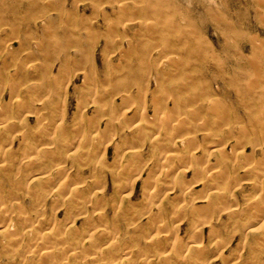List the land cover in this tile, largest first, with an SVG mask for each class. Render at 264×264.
I'll use <instances>...</instances> for the list:
<instances>
[{
    "label": "rangeland",
    "instance_id": "rangeland-1",
    "mask_svg": "<svg viewBox=\"0 0 264 264\" xmlns=\"http://www.w3.org/2000/svg\"><path fill=\"white\" fill-rule=\"evenodd\" d=\"M263 14L264 0H0V106H2L0 115L2 112L5 113V110L6 114H9L0 116V143H3L0 144V156L7 157L6 167L13 171L14 176L18 174L17 178L14 177L15 181L11 183L4 172L0 174V188L4 190L0 203L9 206L13 202H18L19 206H22L17 208V212L12 217L0 218V264H21L23 261L25 264H34L35 261L47 262L44 261V257L41 258L38 255L39 249L25 250L27 246L29 247L30 241L32 239L40 241V238L52 230L54 225L62 224L63 227L71 225L75 231L84 232L88 227L85 224L84 215L90 213L96 217L99 210L103 213L104 219L94 222V227L112 226L115 230L113 242L121 246H124L123 244H137L138 246L139 244V248H135L131 256L127 254L128 264H144V261H140L143 258L142 255L140 257V248H146L150 237H163L166 229V226L159 227L156 224L159 218L156 214V205L149 214L140 215L143 209L146 210L143 208L144 205L150 203L149 191L152 190V186L149 189L145 186V179L151 181V185L156 186L154 190L156 195L153 197L155 200L151 201H155L156 204L160 203L162 208L169 211L164 223L168 227L177 224L175 239L187 242L189 238L194 241L193 247L187 244L184 246V248L189 247L186 253L191 250L188 253L191 254L192 251L199 249L205 254L204 257L200 255L204 264H226L227 262L228 264H264V247L257 243L256 238L264 233V192H258L252 187L254 179L260 176L264 179V164L261 163L264 162ZM170 57L173 59L170 60ZM163 59L170 60V62ZM171 62L176 65L177 70L175 73L168 74V71L175 67ZM141 67L144 68L141 69ZM162 68L166 74L163 70L161 71ZM126 70L128 72H125ZM88 75H92L91 79ZM192 75L196 84L200 85L198 88L195 87L200 100L197 99L195 104L203 114L200 115L201 119L199 116L194 122L192 120L190 127L197 131L196 133L191 132L195 136V143L190 148L188 147L191 161L185 163L186 165L183 163L184 166L169 161L156 163V161L160 162L158 158L164 157L162 154H165L167 150L163 147L162 149L161 146L157 147L150 141L155 135H159L157 134L159 129L153 130L152 135L154 136L151 135V139L142 144L141 141H137L136 137L131 136V125L139 120L142 113L146 112L145 116L151 117L156 106L160 109L159 112H166L173 116L176 115L178 109L186 107V100L181 98L188 97L191 91L183 90L181 86L183 81L186 82ZM126 77L127 79L124 80ZM159 77L164 82L161 86L156 81ZM169 79L170 82L167 81ZM34 83H37V87ZM91 87L97 89L94 99L93 96L85 95ZM139 88L142 90L140 91ZM174 88L177 89L176 92ZM160 92L161 97L158 96ZM100 93L104 97L99 95ZM166 93L169 98L166 95L167 101L165 102ZM122 96L127 97L128 100L125 98L127 102L123 101L125 99ZM16 98L28 105L40 100L46 108L40 109L37 113L31 112L27 105V108L20 105L9 108L10 104H13L11 101ZM92 99L100 105L103 102L102 109L95 108ZM212 100L218 105L216 107L228 109L229 119H232V122L228 119L225 121L226 116L224 117L223 114H213L214 110L210 109L209 112L207 106L209 107V101ZM142 102L146 103V107ZM217 102H221V105ZM154 104L155 106H152ZM176 105L179 107L177 108ZM124 106H127V109H124ZM110 107H113L114 114L118 116L114 123L116 128L107 124L109 114L113 112L110 111ZM132 115L134 118L136 115L138 117L134 120ZM1 117L6 120V123L2 122ZM126 118L130 120V123L126 122ZM228 121L232 123V126L238 125L233 132L229 131L228 127L231 125ZM91 122H98L97 126L100 129L97 137L93 133L97 143L94 142L97 145L93 144L89 147L90 154L95 158H92L93 164L83 166L82 163L80 164L83 161L81 158L85 157L84 154L86 155L88 149L85 147L86 144L85 146L82 144L86 142L82 137H88L92 133L88 124ZM125 123L127 126L122 128V124ZM192 125H194L193 128ZM240 125L241 127L246 125V127L242 128L243 131L241 130L238 134L237 129ZM45 128L51 136L45 133L41 136V129L45 130ZM207 129L211 130L213 137L204 136ZM61 131L64 132L65 138L61 137ZM253 132L258 134L256 138L254 137L257 134ZM242 133H244L243 136L240 135ZM74 137L75 139L79 137L82 141L80 142L78 138L77 142L74 140V144L70 145ZM121 139L125 146L119 150V155L118 152L116 155L115 147L123 143ZM133 139L136 140L133 141ZM236 140L238 141L235 142ZM31 145L45 149L43 153L45 152V161H47L38 163L36 167L42 169H40L39 177L50 174L61 165L66 171L64 176H67L63 178L71 184L86 180L87 183L81 185L90 189L87 193L92 195V199L76 204L75 207L68 203L64 204L63 200L58 202L54 197L56 195L51 193L60 180L56 175L53 178L58 182L55 185L48 183L46 188L44 187L48 190L47 197L44 200L39 199L33 193L38 184L29 181L31 179L27 177L29 170L22 167L21 173H18L19 166L24 163L23 156L28 154ZM129 146H137L143 154L144 161H140V164L146 162V165L144 163L139 165L142 167H140L142 169L140 173H121L124 172L120 166L121 163L126 164L125 155L123 158L121 156ZM154 146L155 148L152 149ZM192 146L197 148L194 150ZM83 150H86V153L85 151L83 153ZM50 151H52L51 154ZM80 154L83 156H79L78 159ZM117 161L118 164H114ZM96 162L97 166L94 165ZM208 164L214 168V171H221L222 175L219 182L209 180L205 186V172L196 171V169L204 165L209 166ZM114 165L118 166L114 168ZM118 167L119 170H117ZM245 168H251L252 174L245 172ZM127 170L131 171V168L128 167ZM77 177L80 180L77 181ZM95 178L98 180L95 181ZM175 178L183 181V184L190 189L192 188L185 198L180 197L177 188L174 189ZM12 183L15 185H11ZM29 187L30 191H27ZM121 187L127 188L123 191ZM169 188L171 190H168ZM145 191L146 194H144ZM262 193L263 196L260 195ZM98 197H101L100 200ZM221 197H224L222 200L232 202L234 206L225 204L226 201L220 200ZM96 200H99V204ZM211 201L218 202L217 207H210V209L214 207V211L207 210L210 213L207 216L213 214L211 219H209L210 216L199 217L201 213L199 216L184 215L180 220L178 217H171L172 207L182 204L197 207L210 204ZM219 204H222L220 206L224 208L236 207L241 214L229 217L227 216L229 208L223 211V208L218 207ZM255 204L263 206V210L256 211L258 205L255 206ZM39 209L44 214L40 218ZM95 210L97 211L93 212ZM132 210L135 211L133 214H131ZM218 210H222L220 214ZM21 213H27L31 217L29 224L34 223L25 233L20 232L24 223L16 216ZM49 219H51L50 222ZM175 219L178 221L176 222ZM212 226L217 227V236L216 233H214L215 236L210 234ZM8 235L15 236V239L7 246H3L1 242ZM220 241L221 246L218 245ZM68 242L72 241L68 240ZM52 243L61 244L57 239L52 240ZM76 251L82 252V248ZM30 254L33 255L30 256ZM124 257L119 258L117 263L122 264ZM72 264L80 263L73 261ZM154 264H160V262H154ZM169 264L180 263L173 259V262L169 261Z\"/></svg>",
    "mask_w": 264,
    "mask_h": 264
},
{
    "label": "bare ground",
    "instance_id": "bare-ground-1",
    "mask_svg": "<svg viewBox=\"0 0 264 264\" xmlns=\"http://www.w3.org/2000/svg\"><path fill=\"white\" fill-rule=\"evenodd\" d=\"M264 15V14H263ZM144 28V27H143ZM4 34V33H3ZM2 34V35H3ZM8 35V34H7ZM1 36V35H0ZM10 37H11V34H10ZM9 37V38H10ZM3 38H5V37H3ZM9 38H8V41H9ZM1 39H2V37H1ZM6 40V39H5ZM13 40V39H12ZM5 42V41H4ZM12 42V41H11ZM11 44V43H10ZM21 45V44H20ZM1 46V45H0ZM12 46V45H11ZM3 47V46H2ZM163 54V53H162ZM31 56V55H30ZM58 57V56H57ZM159 57V56H158ZM166 57V56H165ZM68 58V57H67ZM167 58V57H166ZM176 58V57H175ZM171 59H173V58H171L170 57V60ZM163 60H165V61H167V59H163ZM169 60V59H168ZM170 60L169 61H167V62H170ZM161 61V60H160ZM176 61V60H175ZM135 62V61H134ZM159 62V61H158ZM173 62V61H172ZM171 62V63H172ZM176 63V62H175ZM181 63V62H180ZM76 64V63H75ZM165 64H167V63H165ZM172 64H174V63H172ZM177 64V63H176ZM127 65V64H126ZM161 65V64H160ZM175 65V64H174ZM125 66V65H124ZM131 66V65H130ZM142 66V65H141ZM155 66V65H154ZM162 66H164V64L162 65ZM8 67V66H7ZM76 67V66H75ZM121 67H122V65H121ZM132 67V66H131ZM133 67H135V66H133ZM258 67H260V66H258ZM34 68V67H33ZM32 68V69H33ZM144 68V67H143ZM142 67H141V69H143ZM161 68V67H160ZM175 68V69H174ZM114 69V68H113ZM118 69V68H117ZM146 69V68H145ZM150 69V68H149ZM258 69H260V68H258ZM257 69V70H258ZM78 70V69H77ZM120 70V69H119ZM124 70V69H123ZM163 70V68L161 69V71ZM176 70H177V68H176V65H175V67H173V69H170L168 72V74H172V73H175L176 72ZM114 71V70H113ZM141 71V70H140ZM179 71V70H178ZM33 72V71H32ZM125 72H128L127 70L125 71ZM132 72V71H131ZM148 72H149V70H148ZM147 72V73H148ZM163 72H165V74H166V71H164L163 70ZM261 72V71H260ZM83 73H84V71H83ZM115 72H113V74H114ZM121 73H123V72H121ZM138 73H139V71H138ZM119 74H120V72H119ZM144 74V73H143ZM178 74V73H177ZM83 75V74H82ZM125 75V74H124ZM130 75H132V74H130ZM158 75H160V74H158ZM91 76L92 75H88V78H90L91 79ZM95 76V75H94ZM94 76H93V78H94ZM115 76V75H114ZM117 76H119L118 75V73H117ZM121 76V75H120ZM133 76V75H132ZM147 76V75H146ZM145 76V77H146ZM167 77H168V75H166ZM170 76H172V75H170ZM169 76V77H170ZM14 77V76H13ZM123 77V76H122ZM131 77V76H130ZM143 77H144V75H143ZM175 77H176V75H175ZM178 77V76H177ZM15 78V77H14ZM14 78H12L13 80H14ZM115 78V77H114ZM117 78V77H116ZM131 78H133V77H131ZM130 78V79H131ZM166 78V77H165ZM86 79V78H85ZM125 79H127V77L126 78H124V80ZM140 79H142V77L140 78ZM157 79V78H156ZM171 79V78H170ZM170 79L169 80H167V81H169L170 82ZM189 79V80H188ZM188 79H187V81L186 82H184L183 81V83H182V86L181 87H183V90H186V89H189V91H191V93H190V95H188V97H182L181 99H184V100H186L184 103H185V105H186V107H182V108H185V109H178L177 111H176V115L175 116H173L172 114H167L166 112H163L162 113V111L161 112H159V108L156 106L153 110H154V113H153V115L151 116V117H147V116H145V114H147L146 112H145V114L144 113H142V110H141V115H140V117H139V120L136 122V123H133V122H135V121H133L131 124L133 125H131V129H130V134H131V136H133V137H136L137 138V141H141V143L142 142H145L146 140L148 141V139H151V135L153 134V130H155V129H159V132L157 133V134H159V135H155V137L154 138H152L150 141L152 142V143H154L157 147H160L161 146V148L163 147V148H166L167 150H166V152H165V150H162V149H160V150H162V151H164L165 152V154H162V155H164V157H160V159L158 158V161H160V162H157L156 161V163H161V161H163V162H177V163H180V164H182L183 166H184V164L185 163H187L188 161H191V160H189L190 159V155L189 154H191V153H189V148L191 147V145H193L194 143H195V141H194V139H195V136L193 135L194 133H191V132H197V131H195V130H193V129H190V127H191V124H192V120H193V122L196 120V119H198V117L201 115L202 116V114H203V112H202V114H201V109L200 108H197V104H195L196 103V101H197V99H198V94L195 92V87H197L198 88V85L199 84H196V80H194L195 78L193 77V75L192 76H189L188 77ZM117 80H118V78H117ZM120 80V79H119ZM161 80V81H160ZM165 80V79H164ZM176 80V79H175ZM97 81V80H96ZM128 81V80H127ZM157 81V84H160V86H161V84L163 85L164 84V82L162 81V79H161V77H159V79H157L156 80ZM156 81H155V83H156ZM198 81V80H197ZM4 82V81H3ZM14 82V81H13ZM88 83V82H87ZM106 83V82H105ZM35 84V83H34ZM37 84V83H36ZM36 84H35V87H37L36 86ZM89 84V83H88ZM130 84V83H129ZM139 84V83H138ZM174 84V83H173ZM181 84V83H180ZM128 85V84H127ZM144 85V84H143ZM147 85V84H146ZM175 85V84H174ZM179 85V84H178ZM32 86V85H31ZM102 86V85H101ZM126 86V85H125ZM157 86V85H156ZM165 86V85H164ZM200 86V85H199ZM254 86V85H253ZM256 86V85H255ZM19 87V86H18ZM34 87V86H33ZM179 87V86H178ZM99 88H100V86H99ZM106 88V87H105ZM138 88V87H137ZM162 88V87H161ZM185 88V89H184ZM15 89H16V87H15ZM18 89V88H17ZM47 89H49V88H47ZM46 89V90H47ZM125 89V88H124ZM140 89V88H139ZM164 89V88H163ZM166 89V88H165ZM96 90L97 89H95V88H89V90L85 93V95L87 96V97H92L93 99H94V96L96 95ZM104 90V89H103ZM129 90V89H128ZM142 89H140V91H141ZM156 90V89H155ZM162 90V89H161ZM173 90V89H172ZM260 90V89H259ZM81 91V90H80ZM138 91V90H137ZM158 91V90H157ZM174 91L176 92L177 91V89L175 90V88H174ZM187 91V90H186ZM47 92V91H46ZM45 92V93H46ZM104 92V91H103ZM130 92V91H129ZM143 92H144V90H143ZM155 92V91H154ZM166 91H164V93H165ZM173 92V91H172ZM175 92H173L174 94H175ZM65 93V92H64ZM82 94L84 93L83 91L81 92ZM80 93V94H81ZM127 93V92H126ZM146 93V92H145ZM156 93V92H155ZM162 93H163V91H162ZM47 94V93H46ZM60 95H61V93H59ZM66 94V93H65ZM106 94V93H105ZM129 94V93H128ZM152 94H153V92H152ZM158 94V93H157ZM157 94H155V95H157ZM168 93H166L165 94V98H164V100H165V102L167 101V98H166V95H167ZM98 95V94H97ZM99 95H102L101 93L99 94ZM125 96L127 95V94H124ZM163 95V94H162ZM171 95V94H170ZM82 96V95H81ZM103 96V95H102ZM128 96H130V95H128ZM158 96H160L161 97V92H160V95L158 94ZM164 96V95H163ZM168 96V95H167ZM175 96V95H174ZM84 97V96H83ZM104 97V96H103ZM123 97V96H122ZM139 97V96H138ZM159 97V98H160ZM172 98H174L173 96H171ZM85 98V97H84ZM84 98H82L83 100H84ZM124 98V97H123ZM126 99H127V97H125ZM124 98V99H125ZM133 98V97H132ZM132 98H130V100H132ZM168 98H169V96H168ZM187 98V99H186ZM81 99V102L83 101ZM87 99V98H86ZM85 99V100H86ZM92 99V100H93ZM104 99V98H103ZM126 99L125 100H123L124 102L126 101ZM134 99V98H133ZM176 99V98H175ZM174 99V101L176 102V100ZM13 100V99H12ZM91 100V101H92ZM128 100V99H127ZM129 100V101H130ZM153 100V99H152ZM199 100V99H198ZM89 101V100H88ZM133 101V100H132ZM143 101V100H142ZM157 101H160V100H157ZM156 101V102H157ZM172 101V100H171ZM200 101V100H199ZM198 101V102H199ZM201 101H202V99H201ZM205 101V100H204ZM11 102H13V104L11 105L10 104V106H9V104H8V106H9V108L12 106V107H14L15 105H20V106H25L26 107V105L28 106V109H30V111L31 112H33V113H37V112H39L40 111V109L42 110V108H46V107H43V105H42V103L40 102V100L38 101V102H35V103H33L32 105H28L27 103H24L23 101H20V99L19 98H16L14 101H11ZM55 102V101H54ZM53 102V103H54ZM80 102V103H81ZM94 104V107L95 108H97L98 110H100V109H102V103H101V105L98 103V102H96V100H93L92 101ZM127 102V101H126ZM173 102V101H172ZM174 102V103H175ZM197 102V103H198ZM51 103V102H50ZM136 103V102H135ZM153 103H154V101H153ZM160 103H161V101H160ZM177 103V102H176ZM184 103H183V105H184ZM206 103V105H207V102H205ZM221 103V102H220ZM220 103H218L217 102V104H220ZM22 104V105H21ZM82 104V103H81ZM81 104H79L80 106H81ZM89 104V103H88ZM142 104H144V107H146L145 106V102L143 103L142 102ZM165 104V103H164ZM199 104H201V102L199 103ZM204 104V103H203ZM209 107L207 106V108L209 109V112H210V109H211V111L212 110H214L212 113L213 114H218V115H221V114H223L224 115V117H225V121L228 119V120H231V122H232V119H229L230 118V114H229V111H228V109H226V107H221V108H218V107H216V106H218V105H216V102H214L213 100L212 101H209ZM129 105V104H128ZM133 105H134V103H133ZM157 105H160L159 103H157ZM174 105V104H173ZM178 105V104H177ZM176 105V106H177ZM181 105V104H180ZM196 105V106H195ZM221 105V104H220ZM255 105V104H254ZM4 106V105H3ZM105 106V105H104ZM135 106H137V105H135ZM152 106H155V104L154 105H152ZM176 106H174V107H176ZM223 106V105H222ZM0 107H2V106H0ZM19 107V106H18ZM125 107V106H124ZM127 107V106H126ZM124 108V109H127V108ZM143 106H141V108H142ZM143 107V108H144ZM165 107V106H164ZM164 107H162V108H164ZM169 107V106H168ZM171 107V106H170ZM173 107V106H172ZM179 106H177V108H178ZM204 107V106H203ZM264 106H262V108H263ZM23 108V107H22ZM27 108V107H26ZM82 108H85V106L83 107L82 106ZM82 108H80V109H82ZM87 108V107H86ZM92 108V107H91ZM213 108V109H212ZM8 109V108H7ZM17 109V108H16ZM16 109H15V111H16ZM97 109H96V111H97ZM110 109V111H113V107H110L109 108ZM249 109V108H248ZM1 110V109H0ZM3 110H4V108H3ZM93 110H95V109H93ZM106 110V109H105ZM104 110V111H105ZM129 110V109H128ZM133 110V109H132ZM143 110H145V109H143ZM164 110V109H163ZM206 110V109H205ZM227 110V111H226ZM251 110V109H250ZM9 111V113H10V110H8ZM19 111V110H18ZM80 111V110H79ZM78 111V112H79ZM136 111V110H135ZM168 111V110H167ZM182 111V112H181ZM202 111H204V109L202 110ZM264 111V110H263ZM5 113H1V115L2 116H8L7 114H6V110L4 111ZM27 112H28V110H27ZM82 112H83V110H82ZM81 112V113H82ZM206 112H207V110H206ZM22 113V112H21ZM24 113V112H23ZM103 113H107V112H103ZM115 112L113 111L112 112V114L110 113L109 114V118H108V122H107V124H109L110 126H114V123H115V120L118 118V116H116L115 114H114ZM124 113H126V111L124 112ZM174 113H175V111H174ZM208 113V112H207ZM4 114V115H3ZM11 114V113H10ZM16 114V113H15ZM108 114V113H107ZM138 114H140V113H138ZM137 114V115H138ZM0 115V116H1ZM42 115V114H41ZM80 115H82V114H80ZM134 115H135V113H134ZM136 115V117L135 118H137L138 116ZM183 115V116H182ZM206 115V114H205ZM222 115V116H223ZM57 116V115H56ZM55 116V117H56ZM83 116V115H82ZM82 116H80V117H82ZM125 116V115H124ZM133 116V115H132ZM131 116V117H132ZM201 116L199 117L200 119H201ZM204 116V115H203ZM43 117V116H42ZM221 117V116H220ZM7 118H9V117H7ZM6 118V119H7ZM89 118V117H88ZM135 118H134V116H133V119L135 120ZM196 118V119H195ZM216 118V117H215ZM1 119H2V122H5L6 120L4 119V118H2L1 117ZM4 119V120H3ZM93 119V118H92ZM91 119V120H92ZM125 119V118H124ZM127 119V118H126ZM222 119H224V118H222ZM90 120V121H91ZM137 120V119H136ZM221 120V119H220ZM8 121V120H7ZM81 121H82V119H81ZM84 121V120H83ZM89 121V120H88ZM93 121V120H92ZM126 121V120H125ZM200 121V120H199ZM21 122V121H20ZM126 122H129L130 123V120L129 119H127V121ZM204 122V121H203ZM6 123V122H5ZM82 123V122H81ZM97 123L98 122H96V123H93V122H91V123H88L89 124V126H90V129L92 130L91 132L92 133H90V135L87 137V136H84V137H82V138H84V140L86 141L85 143H82V144H84V146H85V144H86V146L85 147H87V149H88V151H87V153H86V150H83L82 152L84 153V151H85V153H86V155L84 154V158H81L83 161L82 162H80V164L82 163V165L84 166V165H90V164H93V159L95 158H93L92 157V154H90V152H89V147L91 146V145H97V144H95V139H94V137H93V133H94V135H96V137H97V135L99 134V127L97 126ZM121 123V121L119 122V124ZM201 123V122H200ZM218 123V122H217ZM228 123H229V125H231L230 124V121H228ZM4 124V123H3ZM22 124H24V123H22ZM64 124V123H63ZM197 124V123H196ZM195 124V125H196ZM223 124V123H222ZM60 125V124H59ZM80 125V124H79ZM99 125V124H98ZM123 126H122V128L124 127V126H127V123H125V124H122ZM204 125V124H203ZM228 125V124H227ZM19 126V125H18ZM23 126V125H22ZM63 126V125H62ZM82 126V125H81ZM193 126L194 125H192V128H193ZM201 126V125H200ZM238 126V125H237ZM237 126H235V125H231V127H228L229 128V131H231V132H233L234 130H235V127H237ZM244 126V127H243ZM242 127H241V125L238 127V129H237V132H238V134H239V132H241V130H242V128H245L246 127V125H243ZM259 126H261V124L259 125ZM44 127V126H43ZM60 127H61V125H60ZM65 127V126H64ZM77 127H78V125H77ZM85 127V126H84ZM121 127V126H120ZM119 127V128H120ZM196 127H197V125H196ZM196 127H194V129L196 128ZM203 127V126H202ZM24 128V127H23ZM79 128H80V126H79ZM79 128H77V129H79ZM82 128V127H81ZM114 128H116L115 126H114ZM122 128H121V130H122ZM198 128V127H197ZM196 128V129H197ZM227 128V129H228ZM72 129H74L73 127H72ZM109 129H110V127H109ZM113 129V128H112ZM111 129V130H112ZM253 129V128H252ZM42 131L40 132L39 130V132L40 133H42V135L41 136H43V134L45 133V134H47L48 136H51L50 135V133H48V131L46 130V128H45V130H43V129H41ZM63 130H65L64 128H63ZM62 130V131H63ZM188 130H191L190 132L188 131ZM245 130V129H244ZM254 130H256L255 128H254ZM260 130H262V128L260 129ZM264 130V129H263ZM60 132V133H62L61 134V137H64V132ZM81 131V130H80ZM79 130H78V132H80ZM184 131H186V133H184ZM243 131V130H242ZM82 132V131H81ZM110 132V131H109ZM112 132H113V130H112ZM156 132V131H155ZM177 132H180V133H183V134H178ZM257 132V131H256ZM256 132H253L254 134H257ZM261 132V131H260ZM38 133V132H37ZM167 133V134H166ZM247 133V132H246ZM263 133V132H262ZM66 134H67V132H66ZM65 134V135H66ZM101 134V133H100ZM155 134V133H154ZM229 134V133H228ZM231 134V133H230ZM247 134H249V132L247 133ZM264 134V133H263ZM26 135V134H25ZM25 135L23 136V137H25ZM38 135V134H37ZM46 135V136H47ZM109 135H110V133H109ZM241 136H243L244 135V133H242V134H240ZM251 135V134H250ZM76 136H78V135H76ZM103 136V135H102ZM115 136V135H114ZM142 136V137H141ZM154 135H152V137H153ZM204 136H206V137H208V138H211V137H213V133L211 132V130L210 129H207L206 131H205V134H204ZM217 136V135H216ZM228 136V135H227ZM238 136V135H237ZM247 136V135H246ZM246 136L244 137V138H246ZM258 136V134L257 135H255V137L254 138H256ZM22 137V136H21ZM95 137V138H96ZM99 137V136H98ZM105 137V136H104ZM111 137V136H110ZM240 137V136H239ZM51 138V137H50ZM65 138V137H64ZM79 138V137H78ZM77 137H76V139H75V137H74V139L69 143L70 145H71V143H73L74 144V140H76V142H77V139H78ZM80 138H81V136H80ZM80 138H79V141L81 142L82 140H80ZM101 138V137H100ZM103 138V137H102ZM127 138V137H126ZM208 138H206V139H208ZM221 138V137H220ZM235 138V137H234ZM241 138V137H240ZM263 138V137H262ZM19 139V138H18ZM48 139V138H47ZM52 139V138H51ZM99 139V138H98ZM222 139V138H221ZM220 139V140H221ZM236 139V138H235ZM258 139H259V137H258ZM24 139L22 138V141H23ZM60 140H63V139H60ZM110 140V139H109ZM122 140V139H121ZM136 139H133V141H135ZM238 140H240V139H238ZM238 140H236L235 142H237ZM254 140H256V139H254ZM54 141V139L52 140V142ZM95 141V142H94ZM111 141V140H110ZM110 141H108V142H110ZM130 141V140H129ZM136 141V142H137ZM218 141V140H217ZM216 141V142H217ZM222 141V140H221ZM258 141V140H257ZM1 142V141H0ZM66 142H68V141H66ZM66 142H64V144L66 143ZM123 142V143H122ZM122 144H120V145H118L117 146V144H116V146L117 147H115V150H116V155H117V152H118V155H119V150L122 148V147H124L125 146V144H124V141L122 140ZM126 142H127V140H126ZM240 142V141H239ZM23 143V142H22ZM79 143V142H78ZM97 143V142H96ZM117 143V142H116ZM241 143V142H240ZM1 144V143H0ZM3 144V143H2ZM1 144V145H2ZM67 144V143H66ZM106 144H107V142H106ZM105 144V145H106ZM127 144V143H126ZM143 144V143H142ZM141 144V145H142ZM154 144H152V146L154 145ZM197 144V143H196ZM78 145V144H77ZM99 145V144H98ZM128 145V144H127ZM140 145V146H141ZM217 145H219V144H217ZM236 145H238V144H236ZM239 145H241V147H242V143L241 144H239ZM259 145H261V144H259ZM65 146V145H64ZM69 146V145H68ZM74 146V145H73ZM99 146H101V145H99ZM98 146V147H99ZM139 146V145H138ZM255 146V145H254ZM74 147H77L76 145L74 146ZM80 147V146H79ZM189 147V148H188ZM193 147V146H192ZM237 147H239L240 148V146H237ZM21 148V147H20ZM25 148V147H24ZM69 148V147H68ZM84 148V147H83ZM155 148V146L152 148V149H154ZM171 148V149H170ZM175 148H178L177 150H175ZM194 148V147H193ZM193 148H191L192 150H193ZM195 148H197V147H195ZM195 148H194V150H195ZM198 148H199V146H198ZM236 148V147H235ZM26 149V148H25ZM67 149V148H66ZM180 149H183V150H181L180 151ZM218 149H221L222 150V148H218ZM217 149V150H218ZM149 150V149H148ZM220 150V151H221ZM253 151H255L254 149H252ZM251 150V151H252ZM43 151H45V149L44 148H40L39 146H36L35 147V145H31V146H29V150H28V154H26V156H23L24 158H23V164L22 165H20L19 166V168H18V173H21V171H22V167H24L25 168V170H29L27 173V177L28 178H30L31 180H29V181H31V182H35L36 184H38V186H36L35 187V191H33V193L39 198V199H42V200H44L45 199V197H47V189H45L46 188V185L48 184V183H51L52 185H55L58 181V184H57V186H55V188H53L52 189V194H54V195H56V196H54L56 199L55 200H57L58 202L59 201H61V200H63V201H65L64 202V204H66V203H68V205H71V206H73V207H75L76 206V204H81V203H83V202H85V201H89V200H91L92 199V195L90 196V195H88V193H87V191H89L90 189L89 188H87V186L86 187H83L81 184H84V183H87L86 182V180H83V181H81V182H79L78 180H80L78 177H77V181L78 182H74L75 180H73V184H71L66 178H63V176H64V174L66 173V171H65V168L63 167V166H58V167H56L55 168V170L54 171H51V173L50 174H47V175H45V176H42V177H39L38 175L41 173V168H36L37 167V164L38 163H42V162H46L45 161V152L43 153ZM70 151V150H69ZM97 151V150H96ZM98 151H99V148H98ZM97 151V152H98ZM141 150L138 148L137 149V146L135 147V146H129V148H127V150L125 151L124 150V154H122V158H123V156L125 155V158H126V161H125V163L126 164H124V163H121V167H122V171H124V172H121V173H129V172H132V173H134V172H139L140 173V170H142V169H140V167L141 166H139V165H142L143 163L145 164L146 162H142V164H140V161H144V158H143V154H142V152H140ZM161 151V153H163ZM178 151V152H177ZM183 151V152H182ZM93 152H94V150H93ZM153 152V151H152ZM49 153V152H48ZM52 153V151H50V154ZM95 153V152H94ZM160 154V153H159ZM251 154L253 155V153L251 152ZM7 155V154H6ZM115 155V156H116ZM161 155V154H160ZM159 155V156H160ZM235 155V154H234ZM246 155V154H245ZM76 156V155H75ZM79 156H83V154H80V155H78V159L80 158ZM93 156H95V155H93ZM195 156V155H194ZM241 156V155H240ZM246 156H248V155H246ZM67 157V156H66ZM102 157V156H101ZM120 157V158H121ZM253 157V156H252ZM4 158V159H3ZM76 158V157H75ZM93 158V159H92ZM97 158V157H96ZM100 158V157H99ZM122 158H121V160H122ZM143 158V159H142ZM247 158V157H246ZM245 158V159H246ZM249 158V157H248ZM3 159V160H2ZM71 159V158H70ZM77 159V160H78ZM119 159V158H118ZM264 159V158H263ZM75 160V159H74ZM120 160V159H119ZM242 160V159H241ZM247 160V159H246ZM7 162V157H5V156H0V162H1V164H0V174L2 173V172H4L6 175H7V179L9 180V182L11 183V182H14L15 181V178H17L16 176L18 175L17 173H16V176H14L13 175V171H11V169H9L8 167H6V162ZM85 161V162H84ZM251 161H253V160H251ZM260 161H262V160H260ZM113 162H115V161H113ZM113 162H112V164H113ZM162 162V163H163ZM182 162V163H181ZM205 162V161H204ZM245 162H248V161H245ZM84 163V164H83ZM120 163V162H119ZM184 163V164H183ZM191 163V162H190ZM248 163H250V162H248ZM247 163V164H248ZM261 163H263L264 164V162H261ZM111 164V165H112ZM114 164H118V161H117V163H114ZM245 164V163H244ZM81 165V166H82ZM94 165H96L97 166V162H96V164H94ZM146 165V164H145ZM186 165V164H185ZM209 165V164H208ZM12 166V165H11ZM115 166H118V165H114V168H115ZM144 166V165H143ZM215 166V165H214ZM93 167V166H92ZM109 167V166H108ZM112 167H113V165H112ZM128 167H130L131 168V171H128L127 169H128ZM11 168H13V167H11ZM99 168H101V167H99ZM142 168V167H141ZM252 168V167H251ZM250 168V169H251ZM41 169V170H40ZM94 169H95V167H94ZM214 168H212V167H210V165L209 166H200V167H197V169H196V171H201V172H205V176H206V180H205V186L208 184V181L210 180V181H215V180H219V178H221V175H222V172L221 171H214L213 170ZM249 168H245V172H247V173H250L251 172V170H250ZM101 170V169H100ZM117 170H119V167H118V169ZM253 170V169H252ZM128 171V172H127ZM221 172V173H220ZM253 172V171H252ZM252 172H251V174H252ZM93 173V172H92ZM196 173H199V172H196ZM100 174V173H99ZM195 174V173H194ZM246 174V173H245ZM54 175H56L57 176V178L58 179H60V180H55V178H53L54 177ZM72 175V174H71ZM77 175H79V174H77ZM93 176H95L94 174H92ZM92 175H90V176H92ZM261 175H262V173H261ZM38 176V177H37ZM66 176V175H65ZM64 176V177H65ZM70 176V175H69ZM263 176H264V174H263ZM15 177V178H14ZM67 177V176H66ZM81 177V176H80ZM84 176H82V178H83ZM63 178V179H62ZM73 178V177H72ZM81 178V179H82ZM260 178H261V180H260ZM260 178H258V179H254V182H253V186L252 187H254L258 192L260 191V192H264V179H262V177L260 176ZM96 179L97 178H95V181H96ZM101 179V178H100ZM200 179V178H199ZM98 180V179H97ZM146 181H144V183H145V186L149 189V188H151V186H152V190L150 189V191H149V197H150V203L149 204H147V205H144V207L143 208H146V210L144 211V209H143V212L140 214V215H144V214H149L151 211H152V209L154 208V205H156V207H157V215H158V217L157 216H155V217H157L158 219L156 220V224H157V226L159 225V227H164V226H166V229H165V234L163 235V237H158V238H152V237H150L148 240H149V242L148 243H146L147 244V246H146V248H144V247H141L140 249H141V254H140V257H141V255L143 256V258L142 259H140V261L141 262H143L144 261V264H154V262H160V264L161 263H164V264H169V261L170 262H173V259L174 260H176V262H179L180 264H204L202 261H201V258L202 257H204L205 256V254L203 253V252H201L199 249H196L195 251H192V253L191 254H188V253H190L191 252V250L188 252V253H186L185 251H187V249H189V247L188 248H184V246L187 244L188 246L189 245H191V247H193V245H192V243L194 242V241H192L191 239H189L188 238V243L185 241V242H183V241H180V240H177V239H175V231H176V228H178L177 227V224H174V225H170L169 227L164 223V221L166 220V215H169L168 213H169V211L166 209V208H162L161 207V205H160V203L159 204H156L155 203V201L153 202V201H151V200H153L154 198V195H156L155 193H154V190L156 189V186L155 185H151L152 184V182L151 181H147V179H145ZM18 181V180H17ZM94 181V183H96ZM219 182V181H218ZM19 183V182H18ZM143 183V184H144ZM196 183H197V181H196ZM14 183H12L11 185H13ZM17 184V183H16ZM15 185V184H14ZM20 185V184H19ZM50 185V184H49ZM95 185V184H94ZM127 185V184H126ZM125 185V186H126ZM21 186V185H20ZM187 186V185H186ZM186 186L183 184V181H181L180 179H177V178H175V180H174V189L175 188H177L178 189V191L180 192V197H182V198H185V195L187 194V193H189V192H191V189L187 186V188H186ZM189 186H191V185H189ZM205 186H203L204 188H206ZM24 187V186H23ZM26 187V186H25ZM45 187V188H44ZM48 187V186H47ZM118 187H120V186H118ZM251 187V188H252ZM34 188V187H33ZM86 188V189H85ZM122 188L123 187H121V190H122ZM127 188V187H126ZM126 188L123 190V191H125L126 190ZM229 188H231V187H229ZM23 189V188H22ZM27 189V188H26ZM93 189V188H92ZM129 189V188H128ZM174 189H172V191L174 190ZM194 189V188H193ZM223 189H227V188H223ZM168 190H171L170 188L168 189ZM167 190V191H168ZM4 190L3 189H1L0 188V201L2 200V198H3V192ZM27 191H30V187L27 189ZM57 191V192H56ZM129 191H130V189H129ZM205 191V190H204ZM228 191H229V189H228ZM91 192V191H90ZM89 192V193H90ZM122 192V191H121ZM120 192V193H121ZM131 192V191H130ZM165 192V191H164ZM126 193H128V192H126ZM147 192L145 191V193L144 194H146ZM192 193H193V191H192ZM192 193H190V194H192ZM224 193V192H223ZM129 195V194H128ZM260 195H262L263 196V193L262 194H260ZM120 196H122V195H120ZM127 196V195H126ZM229 196V195H228ZM152 197V198H151ZM190 198H191V196H189ZM218 197H220V195L218 194ZM230 197V196H229ZM99 198V197H98ZM101 198V197H100ZM100 198H99V200H100ZM222 198H224V197H221V199L220 200H222ZM97 199V198H96ZM216 199V198H215ZM226 199H228V198H226ZM264 199V198H263ZM54 199H53V201H55ZM99 200H96V203L97 204H99ZM155 200V199H154ZM217 200V199H216ZM222 201H226V203L225 204H231L229 201V203L227 202V200H222ZM231 201V200H230ZM259 202V201H258ZM131 203V202H130ZM148 203V202H147ZM210 204H202V205H200V206H197V207H194L193 205H189V206H187L186 204H182V205H179V206H177V207H172V211H171V213H172V215H171V217L172 218H174V217H178L179 218V220L181 219V217L182 216H184V215H191V216H196V215H200V213H201V215L199 216V217H201V218H203V217H209V219H211V218H213V214L212 215H208L207 216V214L209 213L208 211L209 210H213V208L216 206L217 207V201H211V202H209ZM223 203V202H222ZM251 203V202H250ZM224 204V203H223ZM251 204H253V202L251 203ZM250 204V205H251ZM259 204H260V202H259ZM222 206V204H219L218 205V207H220V208H223L222 210L224 211L225 209H228L229 208V210H227L228 211V214H227V216H229V217H235L236 215H238L240 212H239V209H237L236 207H234V208H232L234 205L233 204H231V205H233L232 207L230 206V207H221ZM256 205H258V204H255V206ZM95 206V205H94ZM137 206V205H136ZM135 206V207H136ZM211 206H214L212 209H210V207ZM263 206H264V204H263ZM262 206V207H263ZM22 206L20 205L19 206V204H18V202H13V204H11V205H9V206H4L3 205V203L1 202L0 203V218H3V219H7V218H9V217H12L14 214H15V212H17V208H21ZM238 207V206H237ZM262 207H261V205H258V206H256V211H258L259 212V210L261 211V210H263L262 209ZM81 208V207H80ZM96 208V207H95ZM219 208V209H220ZM97 209V208H96ZM204 209H206L204 212H203V210ZM97 210H99V209H97ZM97 210H95V211H93V212H96ZM208 210V211H207ZM222 210H218L219 212V214H220V212L222 211ZM101 210H99V211H97V213H98V215L95 217V216H93L92 214H87V215H84L85 217V224L88 226L87 227V229L83 232V231H75L73 228H72V226L70 225V226H66V227H63V225L61 224V225H54V228L52 229V230H50L49 232H47L43 237H41L40 239V241H39V239H32L31 241H30V244H29V247L27 246V249H25L26 251L29 249V248H37V249H39V252H38V255L42 258V257H44V261L46 260L47 262H43V261H35L34 262V264H72V262L74 261V262H78V263H80V264H105V263H110V264H120V263H117L118 261H119V258H122V257H124V255H126L125 257H124V259L122 260L123 261V263L122 264H128V261H129V257H128V255H130L131 256V254L134 252V249L135 248H139L138 246H139V244H138V246H137V244L136 245H125V244H123L124 246H121V245H119V244H117L116 242H113L114 240H115V237H113V235H115V230H114V228L112 227V226H104V227H100V226H97V227H94V222H96V221H102V219H104L103 217V213H101L100 212ZM129 211V210H128ZM133 211V210H132ZM142 211V210H141ZM214 211V210H213ZM213 211H211V212H213ZM256 211H254L253 210V212H255V213H257ZM135 211H133V212H131V214H133ZM217 212V211H216ZM206 215H204V214ZM38 214H39V218L41 217V216H43L44 214H43V212H42V210L41 209H39L38 210ZM83 214V213H82ZM94 214V213H93ZM124 214H128V213H124ZM210 214V213H209ZM241 214V213H240ZM17 216V218H20L22 221H23V223H24V227H22V229H20V232H27L28 231V229L29 228H31L32 227V225L34 224V223H30L29 224V219L31 218V217H29V215L26 213V214H18V215H16ZM131 216V215H130ZM217 217V216H216ZM196 218V217H195ZM130 219V218H129ZM133 219V218H132ZM50 220L51 219H49V222H50ZM196 221L198 220V219H195ZM232 220V219H231ZM175 221L177 222L178 220L177 219H175ZM204 222H207V221H204ZM39 223H41V222H39ZM7 224V223H6ZM44 224V223H43ZM64 224V223H63ZM1 225V224H0ZM8 225V224H7ZM134 225H136V224H134ZM154 225V224H153ZM212 225V224H211ZM215 226V225H214ZM214 226H212L211 228H210V234L212 235V236H215V234L214 233H216V228L214 227ZM136 228H137V226H136ZM64 229V230H63ZM115 229H116V227H115ZM219 229V228H218ZM77 230V229H76ZM136 230V229H135ZM137 230H138V228H137ZM137 232V231H136ZM139 232V231H138ZM260 234H262V233H260ZM216 236H217V233H216ZM156 237V236H155ZM215 238H217V237H215ZM215 238H213V239H215ZM257 238V243L258 244H262L263 245V247H264V233L262 234V235H260V236H258V237H256ZM15 239V236H13V235H8V236H5L4 237V239H3V241L1 242V244L3 245V246H7V244L8 243H10L12 240H14ZM54 239H57L58 241H60L61 242V244L60 245H54L53 243H52V240H54ZM68 240H71L72 242H68ZM216 242H218L217 240H216ZM221 241L218 243V245L219 246H221ZM252 246V245H251ZM149 247H151V248H149ZM223 247V246H222ZM80 248H82V252H77L76 250H78V249H80ZM253 248H254V245H253ZM255 250V249H254ZM29 252H31V251H29ZM121 254H123V256H120ZM128 254V255H127ZM33 254H30V256H32ZM200 255L202 256V257H200ZM254 257H255V255H254ZM225 259H227V258H225ZM231 259V258H230ZM235 259H236V257H235ZM232 260V259H231ZM104 262V263H103ZM225 262V261H224ZM230 262V261H229ZM258 262V261H257ZM260 263V262H259ZM21 264H25L24 263V261L21 263ZM226 264H228V262L226 263ZM234 264V263H233Z\"/></svg>",
    "mask_w": 264,
    "mask_h": 264
}]
</instances>
